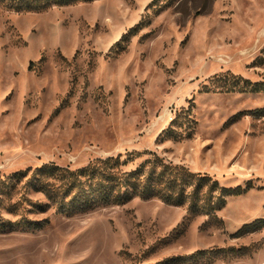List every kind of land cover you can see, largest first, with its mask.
Wrapping results in <instances>:
<instances>
[{"label": "rangeland", "instance_id": "1", "mask_svg": "<svg viewBox=\"0 0 264 264\" xmlns=\"http://www.w3.org/2000/svg\"><path fill=\"white\" fill-rule=\"evenodd\" d=\"M117 155L238 190L62 211L26 183ZM0 264H264V0L0 4Z\"/></svg>", "mask_w": 264, "mask_h": 264}, {"label": "trees", "instance_id": "2", "mask_svg": "<svg viewBox=\"0 0 264 264\" xmlns=\"http://www.w3.org/2000/svg\"><path fill=\"white\" fill-rule=\"evenodd\" d=\"M76 1L81 0H0V4L17 12H39L54 5L71 4ZM221 77L226 81L233 80L231 86L226 81L223 84V88L227 90L235 89V84L242 79L234 75ZM252 89L260 88L254 86ZM125 164L126 160H122L121 155L98 158L76 169L46 163L36 167L28 176L26 183L36 191L44 192L53 198L62 211L84 210L112 203L121 204L136 195L149 198L157 194L166 202L174 204H183L190 198V206L196 207L201 190L206 186L208 197H216V201L213 206L211 202L205 206H210L209 208L215 211L225 205L227 196L238 190L223 186L208 175L196 174L185 166L169 165L163 160H146L145 163L130 170L123 167ZM24 173L25 171L17 172V179L21 180L27 175ZM190 183H193V189L187 193Z\"/></svg>", "mask_w": 264, "mask_h": 264}]
</instances>
